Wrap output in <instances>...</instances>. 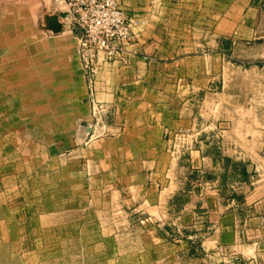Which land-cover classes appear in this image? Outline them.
I'll return each instance as SVG.
<instances>
[{
	"label": "rangeland",
	"instance_id": "1",
	"mask_svg": "<svg viewBox=\"0 0 264 264\" xmlns=\"http://www.w3.org/2000/svg\"><path fill=\"white\" fill-rule=\"evenodd\" d=\"M112 2L122 53L95 52L86 67L62 0H0V264H233L259 238L244 225V199L264 198V0ZM50 15L72 36L70 69L58 59L65 44L45 29ZM35 31L38 55L26 47ZM137 75L159 94L106 99V77ZM141 132L169 141L176 157L202 150L171 202L134 163ZM195 205L240 213L237 244L219 243L216 255L193 246L190 255H210L204 263L169 244L183 219L167 209Z\"/></svg>",
	"mask_w": 264,
	"mask_h": 264
},
{
	"label": "crops",
	"instance_id": "2",
	"mask_svg": "<svg viewBox=\"0 0 264 264\" xmlns=\"http://www.w3.org/2000/svg\"><path fill=\"white\" fill-rule=\"evenodd\" d=\"M247 4H250L253 1L258 0H244ZM261 1V0H259ZM32 41L35 42V46L29 45L26 46L29 52L39 54V32H33ZM70 33H72L70 31ZM72 36L65 33L63 28L62 32L55 34L53 40L57 43H63L65 45H60L58 47L59 52L62 54L59 56V60L66 63L68 69L74 66L76 61V52L72 41ZM35 58V57H34ZM133 64L139 67V62H133ZM152 65L149 63V66ZM129 69V68H128ZM123 71V70H122ZM124 72V71H123ZM129 72V71H126ZM138 72V71H137ZM107 93L104 95L107 100L111 101H120V102H130V101H142L145 99V96L153 95L156 96L157 92L153 89V86L150 88L149 78L142 79L139 75L134 76L132 82H124L123 80L118 83H109L108 77H106ZM169 80V79H168ZM155 110V108H153ZM154 112V111H153ZM156 113V112H155ZM154 115H159L158 113ZM163 115L165 118L175 117L177 113H174L170 110H164ZM177 117V116H176ZM170 122V121H169ZM162 126V132L167 133L170 130V137L173 136V132L176 131L172 126L166 128ZM138 144L137 151L134 156V163L139 168V174H150L149 176L153 179L154 182H160L161 188L158 192L159 197L166 198L167 202H171L176 196L182 195L187 190V182L190 179L188 176L192 173L199 172L198 169H201L202 162L205 161L202 150L199 147H194L195 150H191L182 154L181 157L173 156L168 150L169 141L166 142L160 138L153 139L150 136L149 132H141L137 136L135 141ZM198 148V149H197ZM183 175L186 176L184 178ZM158 186V185H157ZM189 194L191 192H188ZM251 194L246 196L245 204L243 205L244 211L246 213V219L244 225L249 229L248 232L252 235L256 233L259 234V238H254L250 243L241 248V254H233L229 260L233 264H264V198L258 200H252ZM258 205L262 208V213L255 214L257 211ZM242 206V205H241ZM154 209V210H153ZM152 210L156 214L162 213L163 207H154ZM179 213L181 216L178 223H174L176 228H173L174 231L180 232L176 240L169 243L171 246H175L178 249L187 251V256H190L195 262H206V257H209L207 252L215 250L213 255H216L217 250H219L220 244H237L238 243V234L240 227L237 225V219L240 213H236L233 210V213L227 215H220L221 210L217 206H210L205 210L204 206L195 205L191 206L190 209L186 207L174 208L169 207L167 210L174 213ZM242 210V207H240ZM211 218L210 222L204 221L205 218ZM205 222V223H203ZM155 224V222H153ZM171 224H168L170 226ZM172 229V228H171ZM196 229L198 231L206 232L203 236L189 234V230ZM226 236L228 240L222 241ZM196 239V240H195ZM198 239V240H197ZM200 245L203 253L200 257L198 255H190L193 249V246ZM190 252V254H189ZM183 252L182 256L186 255ZM175 256V255H174ZM171 257V256H170Z\"/></svg>",
	"mask_w": 264,
	"mask_h": 264
},
{
	"label": "built area",
	"instance_id": "3",
	"mask_svg": "<svg viewBox=\"0 0 264 264\" xmlns=\"http://www.w3.org/2000/svg\"><path fill=\"white\" fill-rule=\"evenodd\" d=\"M68 29L80 41L85 66H91L95 52L111 60L122 53L119 25L122 14L112 0H62ZM92 71V68L89 69Z\"/></svg>",
	"mask_w": 264,
	"mask_h": 264
},
{
	"label": "water",
	"instance_id": "4",
	"mask_svg": "<svg viewBox=\"0 0 264 264\" xmlns=\"http://www.w3.org/2000/svg\"><path fill=\"white\" fill-rule=\"evenodd\" d=\"M62 18H65V15H62ZM45 29L53 34L62 32L63 26L59 21V16L50 15L45 17Z\"/></svg>",
	"mask_w": 264,
	"mask_h": 264
}]
</instances>
